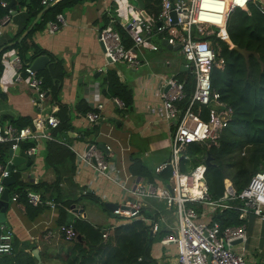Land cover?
Returning <instances> with one entry per match:
<instances>
[{
  "label": "built area",
  "instance_id": "2783aa9c",
  "mask_svg": "<svg viewBox=\"0 0 264 264\" xmlns=\"http://www.w3.org/2000/svg\"><path fill=\"white\" fill-rule=\"evenodd\" d=\"M58 0H40L42 6H49ZM251 0H161L160 11L150 20L140 23H130L131 39L133 43L126 47L114 23L116 18L108 15V22L98 32V40L102 46L107 62L123 63L132 69H138L142 64L137 54V48L157 50L158 46L152 42L154 36L166 39L172 47L179 45V51L185 59L187 71L193 76V89L186 93L185 84L177 75H161L158 96L161 101V118L171 124L170 128V158L155 167L156 172L170 170L167 182L142 181L134 179L128 182L129 175L123 169V154L117 162L111 160L112 149L104 145L102 149L96 142H90L86 149L79 152L70 143L57 139L53 135L60 120L52 112L43 114L38 111L35 122L38 125L16 127L10 123L0 124V144L8 143L10 149L20 147L23 140H33L35 145L29 146L26 154L37 153V143L41 140L56 141L67 145L76 155L79 162L92 168L97 177L116 184L127 194V200L116 205L112 213L121 219H144L151 226V232L159 229L157 219L145 218L141 209L145 201L156 199L162 201L166 208L176 218V226L169 234L160 239L162 245H173L176 251L177 264H252L246 257L243 242L246 240V224L221 226L213 219L217 211L233 208L239 211L238 218L243 220L249 214L264 221V170L255 172L247 185L236 194L230 190V181L225 184V192L220 200H211L205 182L206 154L192 157L188 153L191 144L202 148L217 146L222 131L233 118V108L221 99L218 90L212 87L211 72L213 68L222 69L225 60L220 54L219 40L224 41L231 48L232 42L227 33V20L236 8L246 9ZM6 2L0 0V5L6 7ZM174 12L176 21L173 20ZM264 12V8H263ZM9 14L0 18L1 27L9 20ZM159 23V24H158ZM66 25L62 13H57L53 20L46 23L50 33H56L60 27ZM16 66L15 79L20 81V73L27 75V84L34 91L31 103L40 107L39 102L47 96L42 76L31 69L30 64L22 66L18 55L10 61ZM168 63V62H167ZM87 104L91 110L83 115L89 127L97 126L105 121L103 115L105 97L97 84H92L85 94ZM110 99L124 109V103L117 97ZM39 104V105H38ZM41 110V107H40ZM111 130V127H110ZM111 137L110 132L107 133ZM128 147L121 148V151ZM193 162L192 169L183 171L181 163ZM11 160L9 159L8 163ZM8 163L0 164V195L6 187L4 179L13 173H18L16 166L8 168ZM125 174V175H124ZM131 175V174H130ZM133 180V179H132ZM83 194L87 190H82ZM19 194L13 193L11 200L16 202ZM27 202L31 205L44 203L51 209L61 204L52 199L42 201L39 194L26 191ZM238 199L232 205L227 201ZM125 205V208H121ZM45 229L42 236L50 243L53 237L65 240H76L77 231L72 223L58 224ZM109 229L102 231V238L107 239ZM239 240L237 243L234 241ZM13 249V235L9 228L0 227V254H11Z\"/></svg>",
  "mask_w": 264,
  "mask_h": 264
},
{
  "label": "crops",
  "instance_id": "0c3cea01",
  "mask_svg": "<svg viewBox=\"0 0 264 264\" xmlns=\"http://www.w3.org/2000/svg\"><path fill=\"white\" fill-rule=\"evenodd\" d=\"M1 1L10 2V0ZM19 1L16 0V4L9 9V13L10 11L15 13L9 15L8 22L1 27L0 124H11V121L19 117L22 119L18 120L17 124L26 122L28 118L31 123L25 126H31L34 125L38 111L43 114L53 111L58 118L68 112L72 126L71 131L67 133L68 141L77 151L81 152L86 149L91 139L97 141L99 145H110L111 160L117 162L123 154V169L125 174L129 175L128 182H133L134 179L167 182L159 178L161 172H156L155 167L170 158L171 124L161 118V101L156 90L159 85V76L187 71L181 69L183 56L175 47L164 45V48H159L156 42L157 36H154L152 42L158 46V49L137 48L136 51L142 64L138 69H132L123 63L109 64L98 40V32L107 24L110 14L126 30L130 39V23L132 21L145 22L153 15L148 18L137 9L143 4L139 6L136 0H58L49 6L40 4L42 9L28 20L34 7L27 9L26 6H21ZM57 13H62L66 25L60 27L56 33H50L45 30L46 23L53 20ZM37 17V22L42 21L43 26L31 34L28 42L36 43L49 57L45 67L40 70L43 73H38L40 71L37 73L43 77V80L44 76H50V73L55 74L60 80L59 82L53 81L59 86L56 101L52 102L54 94H50L49 89L45 87L48 93L46 98L39 102L41 110L30 101L34 91L27 84V75L21 72V80L15 79L17 69L10 61L14 55H18V49L7 48L11 43H20L23 40L29 32L21 40L19 39ZM159 50L164 51L163 57L156 53ZM177 54L180 57L176 58ZM52 61L54 62L51 63ZM50 63L51 67H49ZM107 69H115L120 82L130 87L133 94V105L129 110L124 111L119 109L110 97L104 96L105 121L94 126L95 135L86 134L94 127L88 126L83 113L76 109V105L82 100L79 105L89 106L85 94L92 84H97L102 92L100 81ZM108 132L111 137L107 136ZM45 146L46 140L44 139L37 143L36 159L30 169L22 174V178L19 177L20 180L49 184L58 177L53 165L44 162ZM124 147L128 149L121 151ZM63 163L68 166L67 171L73 168V173L69 175L72 176L74 182L69 184L62 180L59 183L67 193L70 192L77 197L84 195L82 190L85 189L101 202H111L116 205H121L127 200V194L123 190L113 182L97 177L92 168L77 160L75 154L67 164L66 160ZM151 176L153 180L150 179ZM9 190L8 205L6 210L0 213V227L9 228L12 231L13 242L17 241L19 246L28 242L36 245L38 252L50 246L51 244L44 241L42 236L46 228L60 224V208L65 211L66 219L83 218L94 225H101L102 217L86 209L89 202L83 197L74 203L81 205L85 216L73 211L71 206L66 207L63 204L55 209L47 205L39 207L31 204L32 207L27 208L20 197L16 202L12 201L13 193L10 188ZM38 194L40 195L39 192ZM50 199L52 198H45V200ZM107 211L110 217L118 218L109 210ZM144 211L157 219L159 230L166 232L163 237L172 232L177 224L175 216L162 201L156 199L145 201L141 209L142 216H146ZM116 222H113V219L109 220L111 225H118L119 223ZM243 222L246 224V240L243 242L246 257L252 264H264V221L249 214ZM151 254L158 264H177L173 245H162L159 240L152 245Z\"/></svg>",
  "mask_w": 264,
  "mask_h": 264
},
{
  "label": "trees",
  "instance_id": "16d2710c",
  "mask_svg": "<svg viewBox=\"0 0 264 264\" xmlns=\"http://www.w3.org/2000/svg\"><path fill=\"white\" fill-rule=\"evenodd\" d=\"M141 2L143 6L141 8L137 7V9L141 10L148 18L150 15L155 16L159 13L161 0H141ZM19 4L26 6L27 9L34 7L33 12L30 10L32 13L28 20L38 10L42 9L40 0H20ZM263 8L264 0H251L248 2L246 9L236 8L230 13L226 28L233 46L230 48L226 42L219 40L220 54L224 58L225 64L222 69H212L211 84L213 88L219 91L221 99L233 108V118L222 131L217 146L212 145L208 148H202L197 144H191L188 148V153L192 157H201L205 154L210 157L209 163L206 164L205 182L211 200L222 198L225 192V184L228 181H230L235 193L239 194L255 172L260 171V169L264 170ZM6 14H9V9L0 5V18ZM42 26V21L36 22L20 43L14 42L10 46L8 45L7 48L18 49L22 66L31 64L40 55L47 54L36 43L28 42L31 34ZM114 27L120 33L123 44L126 47L131 46L132 41L129 35L118 21L114 23ZM160 41L162 42L161 38ZM51 63L49 67H51ZM178 78L184 82L186 93L189 94L193 89V80L190 79L189 75L186 78ZM53 81H60L55 74L50 73V76H44V87L49 89L50 94H54L52 95V102L56 101L59 91V86L54 84ZM100 87L104 96L117 97L124 103L125 107L122 110L127 111L132 107V90L127 84L120 82L115 69L106 70L101 77ZM81 102L82 100L78 101L76 105L79 112L84 114L91 110L90 106L83 107L79 105ZM20 119L22 118H15L11 121V124L20 128L31 123L27 118L26 122L17 124ZM59 120L60 124L53 130V135L57 139L64 138L69 143L67 133L72 128L71 116L68 112H65L64 116L60 115ZM86 134L95 135V127ZM91 142L98 144L97 141L92 139ZM32 145H35L33 140H23L19 144L23 151ZM9 148L8 143L0 144V164L4 165L9 160L7 156ZM73 156L74 153L67 145L46 140L44 162L53 165L58 177L49 184L46 182L29 183L23 182L15 176L16 173H13L16 182L11 184L9 188L12 193H19V197L27 208L32 207L26 198V191L28 190L39 192L42 201H45L46 197H51L52 200L66 207H70L71 204L79 201L84 195L97 199L89 192L74 197V194L67 193L60 186L59 183L62 180L69 184L74 182L72 176L69 175V173H73V168L67 171L68 166L63 163L66 160L67 164ZM139 167L143 169L141 165ZM192 167V161H182L181 163L183 171H188ZM169 175L170 170L166 169L160 173L159 178L167 181ZM227 203L235 205L238 203V199L227 201ZM42 205L44 203L37 206ZM103 206L105 210H108L105 203H103ZM144 213L146 216L143 217H151L148 212L144 211ZM238 214V210L226 208L217 211L213 215V219L221 226L239 225L243 220L238 218ZM59 221L60 224L72 223L80 235L81 241L56 238L50 246H46L41 252H38L39 259L32 254V250L36 248V245L26 242L19 246L18 242L14 241L11 254H0V264H49L50 262H53V264H158L151 254V248L166 232L158 229L156 233L150 234L151 226L144 219L123 220L118 225H94L83 218L66 219L65 211L60 208ZM107 228L109 229V235L104 240L102 231Z\"/></svg>",
  "mask_w": 264,
  "mask_h": 264
},
{
  "label": "water",
  "instance_id": "95a60500",
  "mask_svg": "<svg viewBox=\"0 0 264 264\" xmlns=\"http://www.w3.org/2000/svg\"><path fill=\"white\" fill-rule=\"evenodd\" d=\"M136 1L138 2L139 6H142V3L140 2V0H136ZM15 4H16V0H10V2H8L6 4V8L7 9H11ZM14 13L15 12H11L10 11V15H13ZM172 17H173V20L176 21L174 12L172 13ZM37 20H38V17L32 22V24L27 28V30L22 34V36L20 37L19 40H21L22 37L27 32H29L32 29L33 25L37 22ZM149 22L151 24H153L152 20H149ZM162 44L165 45V46L170 47V45L167 44L166 39L162 40ZM175 48L179 49V45L175 46ZM240 52H242V51L240 50ZM48 60H49V57H48L47 54L40 55V56L36 57L31 62L30 67H31L32 70L38 72V71L42 70L45 67V65L48 62ZM182 63H183V66H182L181 69L182 70H187V68L185 66V59L184 58L182 59ZM34 125L36 126V128H38V125L36 124L35 121H34ZM99 146L102 149H105L104 145H99ZM7 156L11 160V162L8 163V168L10 169L12 165L16 166L20 173H23V172L27 171L28 169H30V167L32 166L33 162L36 159V154H26L23 150H21L20 147H17L14 150L9 148ZM209 161H210V157L207 155V157L205 159V163L208 164ZM15 182H16V179L14 178L13 175H11V176H9V177L4 179V183H5L6 187L4 188L3 192L0 195V205L2 204V207L0 208V213H3L6 210V207L8 205V201H9V193H10L9 186L11 184H14ZM230 190L233 191V188L230 187ZM105 207L111 212V214H113L112 210L116 208V204H113L111 202H106L105 203ZM125 207H126L125 205L121 206V208H125ZM71 208L73 209V211L82 213L85 216V214L83 212V208L81 207V205L74 203V204H71ZM150 234H152V232H150ZM77 240L81 241V237H80L79 234L77 235ZM237 242H239V240H236L233 243H237ZM32 254L36 258L39 259L38 249L37 248H34L32 250Z\"/></svg>",
  "mask_w": 264,
  "mask_h": 264
},
{
  "label": "rangeland",
  "instance_id": "374dc122",
  "mask_svg": "<svg viewBox=\"0 0 264 264\" xmlns=\"http://www.w3.org/2000/svg\"><path fill=\"white\" fill-rule=\"evenodd\" d=\"M156 42H157L159 48H164V45L161 44V41H160V37H159V36L156 37ZM156 53H157L158 55H160L161 57L164 56V51L161 52V51L159 50V51L156 52ZM176 56H177L176 58L180 57V56H178V54H177ZM171 74H175V75H177V77H180V78H186V77H188V75H189L190 79H193V76H192V75L190 74V72H188V71H182V73H181V72L170 73V75H171ZM260 170H263V169H260ZM26 172H27V171H25V172H23V173L18 172V173L15 174V176L18 177V178H19V177L22 178V176H23L22 174H25ZM83 198H84L85 201H88V202H89L88 205H86V209H87L88 211H92V212L95 213L98 217H99V216L102 217V220H100V223H101L102 226L111 225V224L109 223V220H112V219H113V222L117 221L116 223H120V222H122V221L124 220V219H121V218L110 217L109 214H108V211L104 209L103 202H101L99 199H93V198L90 197V196H83ZM117 203H119V202L117 201ZM110 218H111V219H110ZM101 221H102V222H101ZM53 229L55 230L56 228L53 227ZM54 239H56V238L53 237V238L51 239L50 244H51V242H52ZM49 261H50V260H49ZM44 264H45V263H44ZM49 264H53V262H50Z\"/></svg>",
  "mask_w": 264,
  "mask_h": 264
}]
</instances>
